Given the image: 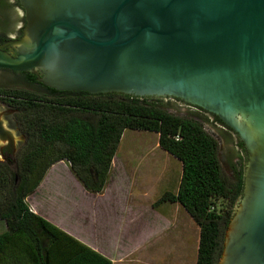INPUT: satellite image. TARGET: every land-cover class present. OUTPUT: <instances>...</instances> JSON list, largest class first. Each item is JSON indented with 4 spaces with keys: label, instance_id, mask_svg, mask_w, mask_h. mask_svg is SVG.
I'll return each instance as SVG.
<instances>
[{
    "label": "water",
    "instance_id": "water-1",
    "mask_svg": "<svg viewBox=\"0 0 264 264\" xmlns=\"http://www.w3.org/2000/svg\"><path fill=\"white\" fill-rule=\"evenodd\" d=\"M20 1L24 34L0 67L60 91L178 98L233 129L248 159L218 264H264V0Z\"/></svg>",
    "mask_w": 264,
    "mask_h": 264
},
{
    "label": "trees",
    "instance_id": "trees-1",
    "mask_svg": "<svg viewBox=\"0 0 264 264\" xmlns=\"http://www.w3.org/2000/svg\"><path fill=\"white\" fill-rule=\"evenodd\" d=\"M50 90L27 91L33 98L10 102L18 110L27 141L15 158L0 161V219L8 225L0 234V264H8L10 258L30 264H112L33 213L25 198L60 160L69 162L87 191L102 192L126 129L158 133L159 146L181 161L177 191H166L155 205L180 204L199 226L196 264H218L227 225L243 193L245 163L235 165V179L229 181L216 138L200 121L169 112L161 97ZM220 200L227 202L226 208L219 206Z\"/></svg>",
    "mask_w": 264,
    "mask_h": 264
},
{
    "label": "rangeland",
    "instance_id": "rangeland-1",
    "mask_svg": "<svg viewBox=\"0 0 264 264\" xmlns=\"http://www.w3.org/2000/svg\"><path fill=\"white\" fill-rule=\"evenodd\" d=\"M166 102L165 108L169 112L200 121L216 138L222 171L229 181L234 180V165L240 159L235 136L202 117V113L195 115L185 106L178 107L170 101ZM0 120L11 131L14 142L17 143L21 138L15 129L9 127L2 104ZM4 143L5 140L0 138V145ZM12 154L15 158L18 154L17 147ZM2 159L6 157L0 150V160ZM63 161L70 166L69 162ZM181 174V161L159 146L158 133L134 129L124 131L112 160L103 198H96L97 202L104 203L101 204L102 207L106 204L107 207L97 209V215L95 214L106 222L104 228L99 225L100 229L112 238L107 241V235L103 239L100 237L101 240L104 243L113 242L118 251L122 252L116 253L118 257L128 259L145 255L146 264H154V259L163 264H174L175 257L187 256L188 264H196L199 226L178 203L162 202L155 205L166 191H177ZM66 186L74 193V198L79 196L80 187L68 183ZM91 199L92 196L90 201ZM226 204L223 200L219 201L221 208H226Z\"/></svg>",
    "mask_w": 264,
    "mask_h": 264
},
{
    "label": "crops",
    "instance_id": "crops-1",
    "mask_svg": "<svg viewBox=\"0 0 264 264\" xmlns=\"http://www.w3.org/2000/svg\"><path fill=\"white\" fill-rule=\"evenodd\" d=\"M67 183L71 186L77 185L80 187L81 192L78 197L74 198V193L66 186ZM102 195H104L103 191L98 193L87 191L74 175L70 166L63 160H60L51 165L41 183L33 192L26 196L25 201L33 213L43 217L65 232L89 245L109 258L112 264H146L147 258L145 255L142 257L132 256L128 259L118 257L116 253L119 251L115 244L113 242L107 243V241L112 238L100 229V226L104 228L106 222H104L100 215L98 218L96 217V210L101 209V204H104L103 202H97L98 200L96 198L102 197ZM91 196L92 199L90 201ZM106 207L107 204L102 208ZM7 229V221L5 219H0V234ZM107 235V241L104 243V240H101V238L103 239L104 236ZM21 240H23V238H21ZM118 254H122V252ZM7 262L8 264H30L27 259L20 258H10ZM152 262L154 264H163L157 259H154ZM173 263L188 264V257H175Z\"/></svg>",
    "mask_w": 264,
    "mask_h": 264
},
{
    "label": "flooded vegetation",
    "instance_id": "flooded-vegetation-1",
    "mask_svg": "<svg viewBox=\"0 0 264 264\" xmlns=\"http://www.w3.org/2000/svg\"><path fill=\"white\" fill-rule=\"evenodd\" d=\"M26 23V10L20 0H0V46L8 41L20 39L24 34ZM2 50L14 57L18 56L16 45H7L2 47ZM38 78L39 75L31 71H16L6 67H0V104L5 108V118L7 119L9 127L15 129L21 138L15 143L11 131L2 125L0 120V138L5 140V143L0 145V150L6 157V159L0 161H5L9 157H13V150L17 147L19 152L27 141L26 135L22 131L19 120L17 119L18 110L11 106L10 102L13 100L27 101L31 99L30 97L33 98L32 95H28L27 91H39L41 94H49L51 92L50 87L44 85ZM161 99L164 102L170 101L171 104L174 103L173 105L178 107L185 106L190 109L189 111H192V114L199 115L198 113H202V117L213 121L224 131L232 133L236 137L235 143L240 153V159L237 164L242 162L243 165L244 163L246 165L248 155L244 145L240 144L242 141L233 129L223 123L220 118L218 120L216 115L200 107L185 103L178 98L161 97ZM241 154L246 157V161L241 159ZM233 171L235 174V170Z\"/></svg>",
    "mask_w": 264,
    "mask_h": 264
}]
</instances>
